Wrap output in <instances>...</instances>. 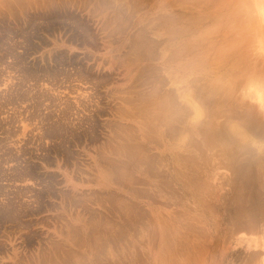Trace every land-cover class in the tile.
Returning <instances> with one entry per match:
<instances>
[{"label":"rangeland","instance_id":"374dc122","mask_svg":"<svg viewBox=\"0 0 264 264\" xmlns=\"http://www.w3.org/2000/svg\"><path fill=\"white\" fill-rule=\"evenodd\" d=\"M257 14L0 0V264H264Z\"/></svg>","mask_w":264,"mask_h":264},{"label":"clouds","instance_id":"9594fccd","mask_svg":"<svg viewBox=\"0 0 264 264\" xmlns=\"http://www.w3.org/2000/svg\"><path fill=\"white\" fill-rule=\"evenodd\" d=\"M249 28V41L252 51L264 58V15L257 14L251 19H245ZM239 95L242 100L255 104L264 110V74L249 77L238 85ZM253 147H264L253 141Z\"/></svg>","mask_w":264,"mask_h":264},{"label":"bare ground","instance_id":"6f19581e","mask_svg":"<svg viewBox=\"0 0 264 264\" xmlns=\"http://www.w3.org/2000/svg\"><path fill=\"white\" fill-rule=\"evenodd\" d=\"M211 2V1H210ZM180 4V3H179ZM204 11V10H203ZM205 12H207L206 10H205ZM202 13H204V12H202ZM234 15V14H233ZM240 15V14H239ZM221 16V15H220ZM235 16V15H234ZM238 17V16H237ZM178 18V17H177ZM233 18V17H232ZM235 18V17H234ZM166 19V18H165ZM199 19V18H198ZM206 19V18H205ZM205 19H203V20H205ZM218 20V19H217ZM229 21V20H228ZM168 22V21H167ZM171 22V21H170ZM193 23V22H192ZM213 23V22H212ZM214 23H216V22H214ZM175 24V23H174ZM185 25V24H184ZM187 26V25H186ZM199 27V26H198ZM219 28V27H218ZM170 29V28H169ZM174 29V28H173ZM188 28L186 27V30H187ZM196 30V29H195ZM229 30V29H228ZM180 31V30H179ZM227 31V30H226ZM143 32V31H142ZM181 32V31H180ZM226 33V32H225ZM183 34V33H182ZM181 34V35H182ZM193 34V33H192ZM196 34H198V33H196ZM227 34H228V32H227ZM180 36V35H179ZM195 36V35H194ZM182 37H183V35H182ZM190 37V36H189ZM191 38V37H190ZM241 38V37H240ZM244 38H246V37H244ZM185 39H188V38H185ZM192 39V38H191ZM196 39V38H195ZM193 40V39H192ZM213 40V39H212ZM200 41V40H199ZM215 41V40H214ZM198 42V41H197ZM208 43V42H207ZM213 43V42H212ZM183 44V43H182ZM192 44V43H191ZM198 45V44H197ZM193 47V46H192ZM139 48V47H138ZM183 48H185V46L183 47ZM190 48V47H189ZM232 48H234V47H232ZM178 49V48H177ZM191 49V48H190ZM194 49V48H193ZM199 50H200V48H199ZM175 53V52H174ZM184 54V53H183ZM177 56V55H176ZM199 60H200V58H199ZM196 61H198V60H196ZM203 61V60H202ZM199 63V62H198ZM203 63H205V62H203ZM195 64V63H194ZM200 64V63H199ZM196 65V64H195ZM198 65V64H197ZM199 66H202V65H199ZM196 69V68H195ZM148 101V100H147ZM158 101V100H157ZM162 103V102H161ZM165 105V104H164ZM180 105V104H179ZM153 108V107H152ZM159 108H160V106H159ZM156 110V109H155ZM162 110V109H161ZM166 111H168V110H166ZM150 112V111H149ZM156 112V111H155ZM162 112H165V111H162ZM151 113V112H150ZM163 114V113H162ZM150 115V114H149ZM151 115H153V113H151ZM155 115V114H154ZM174 115H176V114H174ZM161 116V115H160ZM165 117H166V114H165ZM171 117H173V116H171ZM161 118V117H160ZM168 118H170L169 116H168ZM182 118V117H181ZM227 118H229V117H227ZM171 119V118H170ZM170 119H167V120H169L170 121ZM165 120V119H164ZM164 120H162V121H164ZM164 123V122H163ZM167 123V122H166ZM234 129V128H233ZM239 129V128H238ZM237 129V127H235V129L233 130V133H234V131H241V129H239L238 130ZM237 132H235L236 134H237ZM234 133V134H235ZM241 134H243V132H239L238 133V135L239 136H241V137H244V135H241ZM246 138V137H245ZM183 139H185V138H183ZM248 147V146H247ZM246 147V148H247ZM242 150V149H241ZM137 160V159H136ZM146 164V163H145ZM150 164V163H149ZM153 165V164H152ZM150 173V172H149ZM160 175V174H159Z\"/></svg>","mask_w":264,"mask_h":264}]
</instances>
